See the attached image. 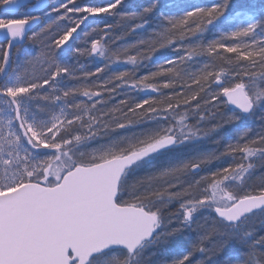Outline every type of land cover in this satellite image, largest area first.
I'll list each match as a JSON object with an SVG mask.
<instances>
[{"label": "snow or ice", "instance_id": "snow-or-ice-1", "mask_svg": "<svg viewBox=\"0 0 264 264\" xmlns=\"http://www.w3.org/2000/svg\"><path fill=\"white\" fill-rule=\"evenodd\" d=\"M257 168L264 0H0V264H264Z\"/></svg>", "mask_w": 264, "mask_h": 264}, {"label": "trees", "instance_id": "trees-1", "mask_svg": "<svg viewBox=\"0 0 264 264\" xmlns=\"http://www.w3.org/2000/svg\"><path fill=\"white\" fill-rule=\"evenodd\" d=\"M136 3H147V0H135ZM192 2L194 3H210L211 0H192ZM59 4V3H58ZM52 6H56L57 4H51ZM47 19L45 20V18H43V20L40 22L39 26L36 28V30L34 32H37L38 29L44 28L46 27L49 23H46ZM109 23H113L115 25H117L116 28L113 29V31L110 34L109 37V43L110 45L113 44V41L115 42V44L113 46L116 45H120L121 43H123L122 40L119 39V37L124 36V39L127 41H134L135 39H137V35L136 34H131L129 33L128 35L125 36V30L124 28L120 27V21L119 18H115V19H109L108 21ZM100 27H103V25H100ZM53 31H55L53 29ZM47 37H45L43 40L38 37L37 40L35 42L29 41L27 43H29L31 45V47L33 48V53L34 54H39L42 50H44V45L47 42ZM23 48L20 47L19 49H17V52H20L21 49ZM176 51L173 49H166L163 50L162 55H161V59H163L164 57H168V58H173L176 55ZM226 55H230V54H226ZM82 63H85L86 67L89 69H94L98 64L99 61H91V60H87L84 59L82 60ZM121 68L125 67L123 65L120 66ZM35 71L37 72V74H39V66L36 67ZM141 75L144 74V70H141V72L139 73ZM95 79V78H94ZM213 89H215V85H213ZM156 95L155 93H151V91H144V92H135V91H131L129 92V97L134 98L136 100H139L141 98H149L151 96ZM124 98H128L125 97L123 94H117L115 97V100L110 102V103H118L120 99H124ZM131 102V100H130ZM217 111V118H220V113L225 112L227 109L225 106L220 105L218 109H214ZM248 127L253 128L254 131H259L261 124H260V120L259 117H256L253 121H250L248 124ZM225 145V139L223 137V135L216 137V139L214 141H211V145H209L212 149H218L223 151ZM256 189V188H255ZM170 211L172 213H179L180 208H179V203H174L173 205L170 206ZM260 225L259 223H257V228L259 229Z\"/></svg>", "mask_w": 264, "mask_h": 264}, {"label": "rangeland", "instance_id": "rangeland-1", "mask_svg": "<svg viewBox=\"0 0 264 264\" xmlns=\"http://www.w3.org/2000/svg\"><path fill=\"white\" fill-rule=\"evenodd\" d=\"M52 1V4H57L56 6H58L60 3H61V0H51ZM59 3V4H58ZM56 16H57V14L56 13H52L51 14V16L50 17H44L45 18V20L47 19V21H46V23H52V21H54V20H56ZM59 23H64V22H59ZM55 25H53V29L55 30ZM42 29V28H41ZM41 29H38L37 30V32H39ZM110 35H113V34H110ZM25 48H28L30 51H32V52H34L33 51V48L31 47V45L29 44V43H26L25 45H24V47L21 49V51L20 52H17V54H16V57L18 56V55H20V56H22V54H23V51H24V49ZM16 65H14V67H15ZM209 145H211V141H209V144H208V146ZM209 148H211L210 146H209ZM212 149V148H211ZM226 163H233V160L231 159V158H226ZM261 175H264V169H262V168H257V170H256V177H257V179L255 180V182H254V185H253V191H256V187H255V185L256 184H258L259 183V177L261 176Z\"/></svg>", "mask_w": 264, "mask_h": 264}, {"label": "water", "instance_id": "water-1", "mask_svg": "<svg viewBox=\"0 0 264 264\" xmlns=\"http://www.w3.org/2000/svg\"><path fill=\"white\" fill-rule=\"evenodd\" d=\"M47 3H49V4H50V3H51V1H50V0H47ZM41 21H42V17H41ZM41 21H40V22H41ZM40 22H39L37 25H34V26H33V31H34V30H36V28L39 26ZM13 55H14V53H13V54H12V56H11V59H12V60H14V57H13Z\"/></svg>", "mask_w": 264, "mask_h": 264}, {"label": "bare ground", "instance_id": "bare-ground-1", "mask_svg": "<svg viewBox=\"0 0 264 264\" xmlns=\"http://www.w3.org/2000/svg\"><path fill=\"white\" fill-rule=\"evenodd\" d=\"M43 18H44V17H43ZM16 54H17V51H14V55H13L14 60H13V61H15V59H16ZM14 65H15V63L13 64V67H14Z\"/></svg>", "mask_w": 264, "mask_h": 264}]
</instances>
